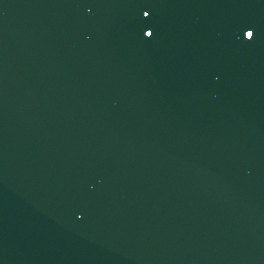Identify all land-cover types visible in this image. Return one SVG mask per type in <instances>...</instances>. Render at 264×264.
Masks as SVG:
<instances>
[{"label":"snow or ice","instance_id":"6c2138e0","mask_svg":"<svg viewBox=\"0 0 264 264\" xmlns=\"http://www.w3.org/2000/svg\"><path fill=\"white\" fill-rule=\"evenodd\" d=\"M150 13L149 11H144L143 16L144 17H149ZM145 36L151 37L154 35V32L152 30H149L144 33ZM243 35L246 37L248 40H252L254 37V29L251 26H245V30H243Z\"/></svg>","mask_w":264,"mask_h":264}]
</instances>
